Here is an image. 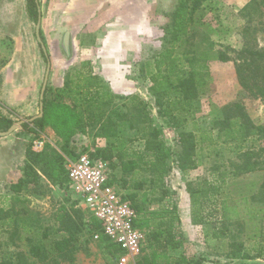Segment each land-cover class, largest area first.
Here are the masks:
<instances>
[{
    "label": "rangeland",
    "instance_id": "374dc122",
    "mask_svg": "<svg viewBox=\"0 0 264 264\" xmlns=\"http://www.w3.org/2000/svg\"><path fill=\"white\" fill-rule=\"evenodd\" d=\"M199 1L201 7L194 15L191 39L181 48H177L174 57L178 58L177 72L198 71L205 85L198 94V98L191 101L185 111L175 113L178 120L183 121L181 129L176 127L172 119L159 116L157 112L159 107L147 92L151 86V83H148L149 78L155 72L156 55L172 47L170 44L172 15L178 0H168L166 4L156 6L151 12L152 17L160 16L164 19L159 24L161 31L158 29L155 35L142 37V44L137 46L138 52L130 59L135 64L132 73L136 80V89H138L135 90L134 101L130 97L129 102L126 103V99L123 101L120 97L113 95L114 102L109 107L110 116H112L110 122H101V127L93 125L85 130L79 128L80 124L77 123L71 133L65 134L70 137L74 150V155L70 158H77L80 154L90 155L99 149H105L108 145H115L113 148L117 152L128 149H132L133 153L141 151L143 141L136 140L137 132L141 127L156 129L160 133V140L165 145L171 172L162 187L157 188L154 196L159 198L163 195V191L168 192L166 201L161 206L164 210L160 209L170 212L175 221L177 218L174 231L181 247L177 251L169 250L166 256L159 255L154 260L155 263L165 264L168 260L174 261L185 255L187 257L204 256L207 259L206 264H264V258H256V253L253 252L259 244L256 235L264 224V203L252 202L253 196L258 199L260 193L264 191V187L262 188L264 184V139L252 138L248 142L235 144L226 140L225 126L221 124L227 114L234 113L237 109L236 105H240L254 124L264 125V107L241 88L235 69L236 52L243 46V31L246 27L250 26L251 33L255 27L259 29L254 36L259 46L264 47V31H262L264 29V5L261 9L262 0ZM38 2L42 15L41 36L52 59L47 87L49 96H52L57 85L62 83L66 77H75L79 65L83 63H94L92 67L86 69V72L100 73L98 54L88 53L84 48L88 45V41L86 44H80L79 38H72L73 47L70 52L64 44V38L61 35L58 36V27L52 19L53 5L58 11L59 16L57 17L62 19V10L69 6L71 0H38ZM37 23L38 17L33 18L29 14L28 0H0V97H40L47 69L41 45L36 37ZM162 28L165 29L162 30ZM98 42L96 38L90 40V44L94 46ZM194 49L201 51L196 55L197 64L183 59L184 52ZM219 52H224L233 61L228 63L218 61ZM195 53L190 52V55L193 57ZM13 59V64L7 68ZM2 107L0 113L11 117L15 121L14 124L23 120L11 113L12 111ZM143 113L149 114L152 120L142 126L140 120ZM111 122L115 124H110ZM76 127L79 128L80 133L75 132ZM104 130H106L105 134ZM32 131L33 129L22 128L19 134L17 131L15 135L20 136L21 134L26 138L25 144L31 146L32 139L28 135L33 134ZM179 131L193 135V141L196 144L195 160L198 168L186 173L178 168V156L182 151ZM116 132L117 135H115ZM100 133H103V136ZM64 142L59 140L57 146L61 147ZM129 154L132 155V153ZM245 155L253 157L252 161L259 163V168L240 177H234L237 166L246 160ZM112 171L118 192L128 195L135 190L126 191L123 188L120 167L117 166ZM132 180L146 181L145 186L148 187L150 183L148 170L141 167V170L135 172ZM133 181L132 184L135 183ZM212 187H218L216 195L213 194V190L209 191ZM200 190L208 191V196L216 201L217 205H211L205 209V212H202V215L215 214L210 216L205 224L196 227L192 222L191 194ZM41 191L44 195L38 201L35 198L23 197L17 204V209L21 207L27 209L30 217L28 225L30 223L35 225L32 232L20 231L23 239L19 246L20 250L25 252L29 251L31 245H46L51 239L62 235L54 223L53 215L61 207L63 199L69 203L73 201L70 198L71 195L63 193L64 189L56 188L54 191L51 187L46 189L43 185ZM223 202L230 207L231 226L228 227L233 232L231 233L232 238L217 239L213 237L214 231L224 226ZM11 204L10 198L4 206L9 208ZM149 206L153 210L154 206ZM86 218L89 220L88 217ZM188 219L194 227L187 228L184 225ZM39 225L50 229L48 240L42 239V230H39L41 227ZM157 225V220H152L146 229H143V225L138 227L145 237V252L136 258V263L142 256L150 255L151 251L147 248L146 238L150 231L156 229ZM238 225H242V231L238 229ZM97 235L98 239L92 237L88 228L85 227L79 238V250L74 262L59 264H117L110 249L106 247L109 243L101 240L104 238L101 234ZM7 238L8 235L2 233L1 243ZM233 240L238 243L244 242L246 249L235 257L231 255L232 249L230 248ZM46 264L51 263L46 262Z\"/></svg>",
    "mask_w": 264,
    "mask_h": 264
},
{
    "label": "trees",
    "instance_id": "16d2710c",
    "mask_svg": "<svg viewBox=\"0 0 264 264\" xmlns=\"http://www.w3.org/2000/svg\"><path fill=\"white\" fill-rule=\"evenodd\" d=\"M261 3L260 7L262 9L264 0H262ZM38 4L36 0H28V11L33 18L39 15ZM200 7L201 3L199 0H178L177 7L172 15V32L170 36V44L172 47L156 55L155 72L149 78L152 84L149 88V92L150 95L154 97L155 103L159 107V116L172 119L178 129H181L183 121H179L175 113L178 111H185L186 106H189L191 101L198 98V94L205 85V82L200 79L201 73L198 71L192 70L189 73L177 72L178 58L174 57V54L177 53V48H181L183 44H187L190 41L194 15ZM258 31L259 29L255 27L251 33L250 26L244 29V42L242 48L236 52L235 69L241 88L248 92L253 98L264 101V47L259 46L257 38L254 36ZM262 31H264V29H262ZM43 52L46 62L49 63L48 54L44 50ZM190 52L196 53L192 57ZM200 52L199 50L195 51V49L184 52L183 59L187 62H194L197 64L196 55ZM217 60L222 63L233 61V59L224 52H219L217 54ZM105 88L100 77L93 75L89 71L84 72V70H80L75 79L68 80L66 85L58 89L54 95L49 96V92L46 91L45 100L46 97H57L60 104L59 107L64 115L76 114L78 122H81L83 125L93 126L101 122H110V118L112 117L110 116L109 107L114 102V96L110 92L105 91ZM64 99H69L71 101V106L65 105ZM50 101L51 100L48 101V104L51 105ZM236 108V111L227 114L221 123L225 126L224 132L226 140L235 144H241L256 137L257 140L264 139V126L254 124L240 105H236ZM151 120L149 114L143 113L140 123L143 126L150 123ZM114 122L110 124L114 125ZM12 125H14L13 120L0 116V131H8ZM30 125H33L37 130H43L45 118L34 119L31 124L25 123L23 128H28ZM105 131L106 130H104V134ZM117 134L116 132L115 135ZM100 135L103 136V133H100ZM159 135V131L152 127H141L140 131L137 132L136 140L144 142L143 152L136 151L132 153V155H129L126 151H114L113 147L115 145H108L105 149H99L95 153H91L90 156L93 159H102L108 162L111 169L119 166L124 176L122 179V186L124 189L133 187L137 191L142 190L144 188L143 183H134L131 186V182L127 181L125 176L129 177L134 175L139 167L146 168L153 177L151 181L153 185L152 191L155 192L156 188L162 187L164 179L171 172V168L167 162L165 145L160 140ZM179 136L182 151L178 156V168L184 173L196 170L198 165L195 160L196 144L193 141V135L179 131ZM73 152L74 150L70 143V137L66 136L63 154L70 157L74 155ZM245 157L246 160L237 166L234 177H240L241 175L251 173L259 168V163L252 161L253 157L251 158L250 155H245ZM28 160L29 164L25 168V179L11 186V191L16 195L13 198L11 208L8 210L0 209V235L2 233L8 235L5 242L1 243L0 241V264H46V262L51 264H59L62 262L72 263L79 250L78 242L84 228L87 227L88 232L93 237L97 234H101V227L89 212L77 208V206H79L78 201H76L75 197L69 192L68 176L64 165L65 158L62 154L55 150H48L43 154L36 155L29 149ZM35 167H39L40 171L52 182V184L59 185L61 189L69 192L71 195L70 198L73 201L70 208L61 206L53 215L54 223L62 235H60L59 238L51 239L46 245H31L29 251L25 252L20 250L19 246L23 239L20 235V231L32 232L35 225H31V223L28 225L30 217L27 209H25V207L17 209V204L21 202V197L19 195H21L23 191H25L27 195H31L33 192H38L40 196L44 195L41 191L43 188L42 179ZM112 182L115 184L114 174ZM263 187L264 184L262 185V188ZM211 190H213V194L216 195L218 187H212L209 191ZM167 193V191H163V195L157 201L166 197L168 195ZM208 195V191L202 192L201 190L192 192L191 194L192 222L195 225L205 224L207 219L215 214L210 213L202 215V212H205L206 208L211 205H217L216 201L211 200ZM137 197L138 195L136 193L123 195V198L131 203L132 209L137 216L135 224L140 228L142 225L147 226L148 219L142 215L144 208L141 206V203L137 202ZM252 202L263 204L264 191L260 193L258 199L256 196H253ZM229 210L230 207L223 202L222 218L224 226L214 231V238H232L231 233L233 230L228 227L229 225L231 226ZM151 214L155 220L163 216V213L159 212ZM86 217H88L89 220H86ZM39 226H41L39 230H42V239L48 240L50 238V229L47 227L42 228V225ZM239 228L242 231V225H238V229ZM256 237L259 239V244L258 247L254 248L253 252L256 253V258H264V224ZM101 240L106 241L105 238ZM146 241L147 248L150 249L151 253L150 255H144L139 258L136 264H156L154 260L159 255L166 256L169 250L177 251L181 247V244L177 242L173 233L172 221L158 224L157 228L147 236ZM106 247L110 249L112 256L117 260L120 255V249L110 243L107 244ZM230 248L232 249L231 255L234 257L238 256L243 250H246L245 243L242 241L238 243L233 240L232 243H230ZM144 252L145 251H143V254ZM206 263L207 259L204 256L187 257L185 255L174 261L168 260L165 262V264Z\"/></svg>",
    "mask_w": 264,
    "mask_h": 264
},
{
    "label": "crops",
    "instance_id": "0c3cea01",
    "mask_svg": "<svg viewBox=\"0 0 264 264\" xmlns=\"http://www.w3.org/2000/svg\"><path fill=\"white\" fill-rule=\"evenodd\" d=\"M167 2L168 0H71L69 6L62 10V19H59L57 17L59 16V14H57L58 11L53 5L52 19L58 27V36L61 35V37L64 38V44L70 52L71 48L73 47L71 44L72 38H79L80 44H86L88 41V45H86L84 48L87 49L86 51H88V53L95 52L96 54H98L100 69V73L98 74L94 72L91 73L102 79L103 85L104 87H106L105 91L110 92L115 97H120L123 101L126 99V103H128L130 97H132L131 100L134 101L133 97L135 96V90H138L136 89V80L132 73L135 69V64L130 61V59H132L135 53L138 52L137 46L142 44V37H150L151 35H155L158 29L161 31L159 24H161L164 19H162L160 16L157 18L152 17L151 12L155 9L156 6L166 4ZM155 21H157V23ZM164 29L165 28H162V30ZM95 38L98 39L99 42L94 46V44H90V40ZM69 51L68 53L70 54ZM46 53L49 56V63L46 62L42 49V56L45 60L47 69L46 74L49 70L50 77L52 59L47 49ZM68 56L71 57V55ZM13 62L14 59L7 68L11 67ZM91 65H94V63H83L82 65H79L78 71L84 70V72H86V69L92 67ZM78 71L76 72L75 77L64 78L62 83H59L55 90L57 91L58 89L63 88L68 80L75 79ZM148 83H151L150 80L148 81ZM149 88L147 89V92L150 94ZM151 98L154 99V97ZM49 100H51V105L48 104ZM258 101L262 105V107H264V101H262L261 99H258ZM43 104L45 107L44 114L42 116L45 118L44 129L37 130L35 127H33V125H30V127L27 128L33 129L35 131H32L33 134L28 135V137H31L32 139L31 146L25 144L26 138L21 136V134L20 136L15 135V132L10 136L0 138V209L8 210L13 204V198L16 195L11 191V186L18 184L25 179V168L29 164V149L36 155L43 154L48 150H55L56 152L62 154L64 157H67L63 154L64 144L66 142L65 134L71 133L72 128H74L77 123L80 124L79 128H83V130L90 127L87 125H83L81 122H78L76 114L64 115L61 112V108L59 107L60 104L57 100V97H46V100L44 97ZM64 104L67 106H71V101L69 99H64ZM2 106L9 111H12L11 113H13L14 115H17L19 118L23 119L21 121H25L26 124H31L32 120L34 119L42 118L40 117L41 93L40 97H0V108ZM133 108L134 107H132V109ZM0 116L7 117L6 115L1 113ZM7 118L13 120L11 117ZM100 124L101 123H98L97 125L101 127L102 125ZM256 125L264 126L261 123ZM22 128L23 126L20 129ZM79 128L76 127L75 132L80 133L81 131L79 130ZM19 130H17V134H19ZM59 140H61V142L65 141L61 147L57 146ZM35 142H41L43 145L38 149H35ZM142 143V150L137 152H143L144 142ZM132 151V149H128L126 152H128L129 154L133 153ZM35 168L42 179V184L45 185L46 189L50 187L54 191L56 190V188L61 189L59 185L52 184V182H50L40 171L39 167ZM139 170H141V167L137 168L136 172H138ZM120 172V176L123 179L124 176L121 169ZM134 175H131L129 177L125 176V179L132 182ZM168 176L169 175H167L165 179H167ZM149 178L150 183L148 187L145 186L146 181H133L135 183H143L144 188L137 191L136 189L134 190L133 187H129L125 190L128 191L131 189L132 191L133 189L134 191H132L131 193H136L138 195L137 202L141 203V206L144 208V212L142 213V215H144L145 218L148 219L147 226H149L150 221L155 220L151 213H163V216L156 219L158 224L168 223L172 221L173 233L175 235L174 224L176 223L177 218L175 221V218L172 217V214H170V212L163 211L164 207L161 206L166 201V197H164L160 201H157L160 197L157 198L156 196H154L157 193V188L155 192L152 191L153 185L151 181L153 177L150 173ZM133 184L131 183V186ZM63 193H66L70 196V193L67 191H64ZM19 196L21 197V199L23 197L35 198L37 201L41 199V196L38 192H33V194L31 195H27L26 192L23 191ZM10 198L12 204L9 208H5L4 204ZM70 205L71 203L63 199L62 205L60 206L70 208ZM149 205L154 206L153 210L150 209ZM77 208L86 212L83 207L77 206ZM160 208H163V210ZM165 210L168 209L165 208ZM191 223V220L188 219L185 221L184 225L187 228H192L194 226L197 227V225L193 226L191 225ZM147 226H143V229H146ZM152 231H150L149 234ZM94 237L97 238L96 235Z\"/></svg>",
    "mask_w": 264,
    "mask_h": 264
},
{
    "label": "built area",
    "instance_id": "2783aa9c",
    "mask_svg": "<svg viewBox=\"0 0 264 264\" xmlns=\"http://www.w3.org/2000/svg\"><path fill=\"white\" fill-rule=\"evenodd\" d=\"M42 145L41 142L34 144L35 149ZM64 158L69 192L79 207L96 219L107 242L120 249L117 264H136V258L143 254L145 237L135 224L137 217L131 203L112 182L110 164L88 154Z\"/></svg>",
    "mask_w": 264,
    "mask_h": 264
},
{
    "label": "water",
    "instance_id": "95a60500",
    "mask_svg": "<svg viewBox=\"0 0 264 264\" xmlns=\"http://www.w3.org/2000/svg\"><path fill=\"white\" fill-rule=\"evenodd\" d=\"M36 1H37V3H39L38 0H36ZM38 14L39 15H38V23L36 26V36H37V40H38L39 44L41 45L42 49L46 52V47L43 43L42 36H41L42 15H41V10H40L39 4H38ZM48 77H49V70L47 71L45 81H44L42 91H41L40 117H42L44 114L43 100H44L46 88L48 85ZM24 123H25V121H19V122L15 123L14 125H12V127L8 131H4V132L0 131V138L10 136L11 134H13L17 130H19L23 126Z\"/></svg>",
    "mask_w": 264,
    "mask_h": 264
}]
</instances>
